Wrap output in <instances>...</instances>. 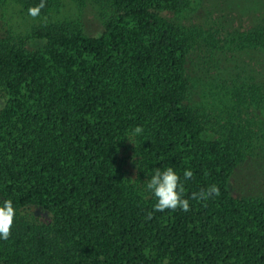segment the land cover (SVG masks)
I'll return each mask as SVG.
<instances>
[{
	"label": "trees",
	"instance_id": "trees-1",
	"mask_svg": "<svg viewBox=\"0 0 264 264\" xmlns=\"http://www.w3.org/2000/svg\"><path fill=\"white\" fill-rule=\"evenodd\" d=\"M70 1L46 0L38 25L21 31L0 15V202L16 209L0 264H264V196L229 187L264 147L236 116L208 136L216 101L227 113L264 105V87L248 97L217 88L196 103L188 69L194 51L219 71L227 45L264 52V16L247 35L218 39L220 27L185 22L197 0H92L105 14L91 34ZM16 3L28 14L40 0ZM167 166L188 212L153 211L146 181ZM213 184L219 196L191 198Z\"/></svg>",
	"mask_w": 264,
	"mask_h": 264
},
{
	"label": "rangeland",
	"instance_id": "rangeland-1",
	"mask_svg": "<svg viewBox=\"0 0 264 264\" xmlns=\"http://www.w3.org/2000/svg\"><path fill=\"white\" fill-rule=\"evenodd\" d=\"M76 1L82 4V13L79 20L83 29L91 34L100 32L103 21L102 15L105 14L104 9L92 0ZM197 1L195 10L190 13L188 21L185 22L190 24L191 27H202L204 30L215 25L220 27L222 32L218 33V39H224L226 34L233 31L242 34V36L247 35L260 25L262 16H264V0ZM16 2L17 0H10L5 6L1 4L0 15L4 12L10 20V24L19 31L28 26L38 25L40 21L38 17L33 18L25 11V13H21L20 9L22 7L18 6ZM68 2L71 1L68 0ZM72 4L78 5L76 2H72ZM6 28L0 17V34L4 33ZM220 47H222V44H220ZM230 50L233 51V54H230ZM199 56L200 59H198ZM218 57H221L220 54H216L215 59ZM192 60L194 65L188 63V69L192 79L197 81V85L194 87L197 89L194 95L196 103L205 104L202 102L206 100L205 96H208L209 93L208 99H211L212 95L218 96L217 88L224 90L230 88L234 90L235 96L239 93L238 97H248L249 93L254 91L259 93L260 90L258 89L264 87V52L227 45L226 54L223 56V62H221V65L224 66L223 72L212 69L211 58L198 54V51L191 53L189 62ZM205 75L210 76L209 80L200 84L201 77L203 78ZM212 79H216V83L213 85H211ZM258 102L248 104L245 102L246 105L233 108L230 113H227L225 105L216 101L215 123L209 129L208 136L210 138L215 137L221 132L222 125L229 122L230 116L232 118L236 116L239 118L238 122L242 128L246 127V121H249L250 126L248 125L246 129L254 133L252 134L254 144L259 148L264 147V105ZM219 115H221L220 117L229 115V117L225 121V119H219ZM229 187L232 195L264 196V152L259 149L253 158L244 164L238 165L229 179Z\"/></svg>",
	"mask_w": 264,
	"mask_h": 264
},
{
	"label": "clouds",
	"instance_id": "clouds-1",
	"mask_svg": "<svg viewBox=\"0 0 264 264\" xmlns=\"http://www.w3.org/2000/svg\"><path fill=\"white\" fill-rule=\"evenodd\" d=\"M46 0H40L37 6L30 7L28 14L33 18L40 15L41 10L45 7ZM143 133L142 126H136L132 134L139 135ZM130 141V140H129ZM131 142V141H130ZM193 172L185 169L183 173L184 180L191 179ZM146 189L155 198L156 203L153 211L163 212L165 210L175 211L180 209L184 212L190 211L189 199L184 197V185L181 177L176 173L172 166H167L163 170L157 168L153 175L146 181ZM220 190L216 185H210L206 189L192 193L191 198L197 200H207L214 196H219ZM16 218V209L11 199H5L0 202V239L7 241L12 235V229ZM152 218V213L147 216Z\"/></svg>",
	"mask_w": 264,
	"mask_h": 264
}]
</instances>
